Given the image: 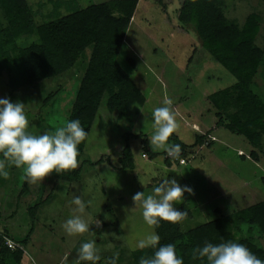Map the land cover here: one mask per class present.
I'll list each match as a JSON object with an SVG mask.
<instances>
[{"label": "rangeland", "instance_id": "obj_1", "mask_svg": "<svg viewBox=\"0 0 264 264\" xmlns=\"http://www.w3.org/2000/svg\"><path fill=\"white\" fill-rule=\"evenodd\" d=\"M27 1L36 22L41 23L67 13L73 3L105 0ZM179 2L139 0L117 60L130 71L146 102L135 106L132 116L122 121L102 103L80 162H97L101 157L103 162L84 163L81 179L75 182L56 181L50 173L29 183L22 170L10 165L0 153V166L9 173L7 178L0 177V243L7 235L24 247L18 248L23 251L20 264H92L79 260L78 249L88 241L96 249L95 264H133L131 249L155 228L144 222L140 202L135 205L132 197L137 192L151 194L165 178H175L182 187L191 188L174 204L185 213L179 220L184 231L264 199V135L260 146H254L247 137L217 125V109L208 96L231 86L234 78L217 62L195 67L190 75L184 72L194 47H201V39L192 27L180 26L175 12ZM226 11L240 22L250 12H258L262 23L257 42L263 44L264 0H227ZM0 17L6 25L1 9ZM36 39V35L23 36L16 42L26 45ZM91 53L89 45L69 70L16 91L11 90L3 73L0 98L24 103L28 131H53L69 118ZM199 57L201 53L197 52ZM253 90L264 101V61ZM166 100L171 102L176 121L168 145L174 146L176 140L192 144L184 150L179 148L178 154L166 148L153 149L148 141L153 133L151 112L164 106ZM127 134H131L134 168L121 170L119 159ZM197 135L204 137L202 144ZM145 145L158 154L151 157ZM50 192L53 195L46 201ZM76 196L85 205L83 216L89 229L69 237L61 225L72 215ZM39 202L36 209H31ZM234 228L238 239L252 236L264 247V233L257 228L245 223L234 224ZM6 258L14 264L11 256Z\"/></svg>", "mask_w": 264, "mask_h": 264}, {"label": "trees", "instance_id": "obj_2", "mask_svg": "<svg viewBox=\"0 0 264 264\" xmlns=\"http://www.w3.org/2000/svg\"><path fill=\"white\" fill-rule=\"evenodd\" d=\"M226 1L179 2L175 12L180 26L192 27L201 39V47H194L184 65V72L190 75L195 67H203L209 62H217L224 67L233 76L234 83L208 96L217 109V125L247 137L254 146H260L264 135V101L254 92L253 83L264 61V41L262 45L257 42L261 15L253 11L240 22L227 14ZM80 5L73 3L67 13L37 23L27 0H0V9L6 21L3 25L0 17V76L6 73L12 91L62 74L78 62L87 46H92L68 118L79 119L86 132L85 140L78 145V164L75 169L61 174L51 173L56 181L70 183L81 179L84 163L99 164L104 161L101 157L97 162H80L102 103L114 118L122 121L132 116L135 106H143L146 102L144 93L117 60L139 0L90 1ZM33 35L37 39L26 45L16 42L20 37ZM197 52L201 53V57L196 58ZM130 138L131 134H127L119 159L121 170L134 168ZM196 138L198 143H203L202 135ZM175 145L184 150L192 144L176 140ZM144 148L151 157L158 154L147 145ZM107 161L110 162V158ZM52 195L53 192H50L46 201ZM41 202L31 209H36ZM241 223L250 224L264 233V199L186 231L182 230L179 221L161 220L154 228L161 237L159 244H174L184 264H207L206 258H193V251L205 242L242 243L264 260V247L258 245L252 236L238 239L234 224L238 226ZM154 251L151 247L132 251L133 264H139L141 257H151ZM22 255L23 251L11 250L2 237L1 264H11L6 258L8 256L13 258L14 264H20Z\"/></svg>", "mask_w": 264, "mask_h": 264}, {"label": "clouds", "instance_id": "obj_3", "mask_svg": "<svg viewBox=\"0 0 264 264\" xmlns=\"http://www.w3.org/2000/svg\"><path fill=\"white\" fill-rule=\"evenodd\" d=\"M170 101H165L164 106L154 108L151 112L153 133L148 137L150 147L153 149H167L170 153H177L179 146H169V136L176 129L175 113L170 109ZM28 120L24 111V103L12 102L8 98H0V153L10 165H14L23 172V178L29 183L42 180L55 171L62 173L65 170L75 169L78 161V145L85 140L86 132L79 119L66 120L63 125L53 131H44L33 134L27 130ZM8 171L0 166V177L7 178ZM185 191L190 192L187 185L181 186L173 178H165L155 186L151 194L137 192L133 197L142 207L144 222L152 227L158 226L163 221L178 222L185 214L177 210L174 204L179 203ZM76 205L72 215L62 223L64 233L75 237L89 229V223L84 218L85 205L79 196L73 198ZM91 205L92 201L89 200ZM161 237L156 231L147 233L138 240L131 249H155L151 257H141L139 264H184L183 257L176 253L174 244H159ZM79 260L90 261L95 264L98 259L92 241L80 245ZM193 258L207 260V264H264L242 243L227 241L214 244L205 242L193 251Z\"/></svg>", "mask_w": 264, "mask_h": 264}, {"label": "built area", "instance_id": "obj_4", "mask_svg": "<svg viewBox=\"0 0 264 264\" xmlns=\"http://www.w3.org/2000/svg\"><path fill=\"white\" fill-rule=\"evenodd\" d=\"M3 241L10 249L22 248V246L18 242L7 235L3 236Z\"/></svg>", "mask_w": 264, "mask_h": 264}, {"label": "crops", "instance_id": "obj_5", "mask_svg": "<svg viewBox=\"0 0 264 264\" xmlns=\"http://www.w3.org/2000/svg\"><path fill=\"white\" fill-rule=\"evenodd\" d=\"M101 2V1H100ZM128 72L130 73V71L128 70ZM130 75H131V73H130ZM132 78H134L133 76H131ZM99 114V113H98ZM98 114H97V116H98ZM237 211V210H236ZM16 241V240H15ZM17 242V241H16ZM23 248V250H24V247H22ZM18 249V248H17ZM17 249H11V250H17ZM22 257H23V255H22Z\"/></svg>", "mask_w": 264, "mask_h": 264}]
</instances>
